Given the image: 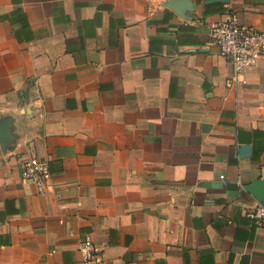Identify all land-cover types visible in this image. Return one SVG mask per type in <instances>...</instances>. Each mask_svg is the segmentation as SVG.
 Segmentation results:
<instances>
[{
  "label": "crops",
  "instance_id": "0c3cea01",
  "mask_svg": "<svg viewBox=\"0 0 264 264\" xmlns=\"http://www.w3.org/2000/svg\"><path fill=\"white\" fill-rule=\"evenodd\" d=\"M264 0H0V264H264V58L211 27ZM49 159V191L21 176Z\"/></svg>",
  "mask_w": 264,
  "mask_h": 264
},
{
  "label": "built area",
  "instance_id": "2783aa9c",
  "mask_svg": "<svg viewBox=\"0 0 264 264\" xmlns=\"http://www.w3.org/2000/svg\"><path fill=\"white\" fill-rule=\"evenodd\" d=\"M210 37L231 64V74L226 78L228 87H238L245 82L246 72L264 58V29L242 24L236 14L214 24ZM21 176L35 184L39 194L49 191L53 174L49 159L37 155L25 158L21 165ZM246 215L260 227H264V200L258 202ZM81 264H104L101 250L91 238L79 242Z\"/></svg>",
  "mask_w": 264,
  "mask_h": 264
}]
</instances>
